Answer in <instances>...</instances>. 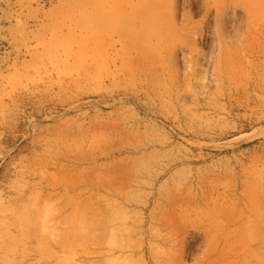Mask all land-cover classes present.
Wrapping results in <instances>:
<instances>
[{"label":"rangeland","instance_id":"1","mask_svg":"<svg viewBox=\"0 0 264 264\" xmlns=\"http://www.w3.org/2000/svg\"><path fill=\"white\" fill-rule=\"evenodd\" d=\"M264 0H0V264H264Z\"/></svg>","mask_w":264,"mask_h":264},{"label":"bare ground","instance_id":"2","mask_svg":"<svg viewBox=\"0 0 264 264\" xmlns=\"http://www.w3.org/2000/svg\"><path fill=\"white\" fill-rule=\"evenodd\" d=\"M259 135H264L263 129H256L255 131H253L251 133L243 134L241 136L233 138V139L223 143L222 146H234V145L245 142V141H247L253 137L259 136Z\"/></svg>","mask_w":264,"mask_h":264}]
</instances>
